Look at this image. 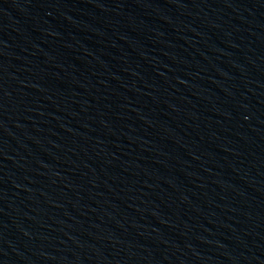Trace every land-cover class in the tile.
I'll list each match as a JSON object with an SVG mask.
<instances>
[{
	"label": "water",
	"instance_id": "1",
	"mask_svg": "<svg viewBox=\"0 0 264 264\" xmlns=\"http://www.w3.org/2000/svg\"><path fill=\"white\" fill-rule=\"evenodd\" d=\"M0 264H264V0H0Z\"/></svg>",
	"mask_w": 264,
	"mask_h": 264
}]
</instances>
